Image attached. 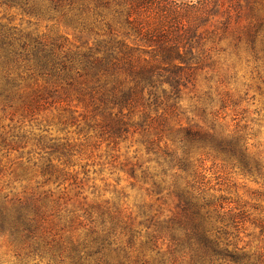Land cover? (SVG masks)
<instances>
[{
    "label": "rangeland",
    "instance_id": "obj_1",
    "mask_svg": "<svg viewBox=\"0 0 264 264\" xmlns=\"http://www.w3.org/2000/svg\"><path fill=\"white\" fill-rule=\"evenodd\" d=\"M239 1L238 24L193 45L208 62L183 78L178 111L120 110L97 96L90 102L77 93V77L49 81L34 65L30 69L33 61L13 63L7 84L0 77V264H56L50 239L92 249L105 241L103 254L116 264L123 254L114 250L130 249V231L133 256L165 262L161 241L160 255L141 244L159 221L177 216L175 191L188 183L203 185L209 210L224 218L214 226L229 233L219 235L229 252L243 264H264V0H249L256 3L253 14L246 0ZM51 17L0 1V32L26 43L29 53L38 43L74 53L89 40L93 45L94 33L106 32ZM251 23L259 25L250 36ZM213 129L233 145L243 138V154L203 143L184 154L186 130ZM220 198L223 210L216 206ZM1 211L17 230L3 226ZM20 212L33 220L32 233L22 231Z\"/></svg>",
    "mask_w": 264,
    "mask_h": 264
},
{
    "label": "trees",
    "instance_id": "obj_2",
    "mask_svg": "<svg viewBox=\"0 0 264 264\" xmlns=\"http://www.w3.org/2000/svg\"><path fill=\"white\" fill-rule=\"evenodd\" d=\"M0 1L30 15H51V18L82 25L89 33L106 28L102 34L94 33L93 45L89 44V40L82 45L81 51L74 53L64 51L63 45L57 43H38L36 51L33 49L29 53L26 43H16L0 32V77L6 79V84L9 83L13 63L33 61L29 68L34 65V70L49 77V81L77 77L80 81L77 93L80 97L88 95L90 102L96 101L97 96L99 101L117 106L120 110L141 107L144 112L146 107L154 106L157 109L162 107L165 114L180 109L179 101L185 87L183 78L188 73L202 70L208 62L207 57L195 52L193 45L205 40L204 35L208 33L213 38L228 33L233 25L239 23L244 12L239 0H227L228 5L223 0ZM248 1L246 3L253 14L256 3ZM208 25L211 30L201 31L203 26ZM258 25L251 23L248 35L251 36ZM116 28L123 31H114ZM68 85L74 86L72 82ZM186 131L184 154L189 148L202 143L218 152L243 154L245 151L241 137L233 145L215 129L212 132ZM175 194L177 216L159 221L153 234L148 235L141 246L150 244L149 250L154 252L161 241L162 247H167L161 257L167 255L165 262L168 264H221L226 259L234 264H243L241 256L229 252L228 245L219 241V235L227 237L229 233L215 229L214 223L224 222V218L214 214L216 209L209 210L211 202L206 200L203 185L196 187L188 183L187 189H177ZM220 199L216 206L223 210L224 202ZM1 212L3 226L13 224L17 230L13 217L8 218L6 213ZM18 220H22L25 226L23 232L32 233V219L20 212ZM229 226L232 223L226 225ZM130 236L129 250H114L118 256L123 254L116 264H150L145 255L133 256L135 236L131 231ZM104 242L92 249L85 243L65 245L50 239L49 252L56 264H92L89 261L92 258L94 264H112L103 254ZM88 248L90 250L86 251ZM161 250L158 249V255ZM165 262L158 260L155 264Z\"/></svg>",
    "mask_w": 264,
    "mask_h": 264
}]
</instances>
